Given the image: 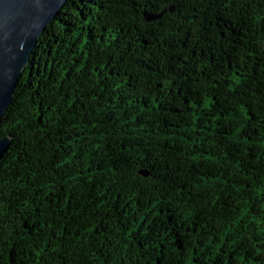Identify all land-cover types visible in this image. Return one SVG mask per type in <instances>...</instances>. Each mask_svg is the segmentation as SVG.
<instances>
[{"label": "trees", "instance_id": "16d2710c", "mask_svg": "<svg viewBox=\"0 0 264 264\" xmlns=\"http://www.w3.org/2000/svg\"><path fill=\"white\" fill-rule=\"evenodd\" d=\"M0 135V264H261L264 0H68Z\"/></svg>", "mask_w": 264, "mask_h": 264}, {"label": "water", "instance_id": "95a60500", "mask_svg": "<svg viewBox=\"0 0 264 264\" xmlns=\"http://www.w3.org/2000/svg\"><path fill=\"white\" fill-rule=\"evenodd\" d=\"M67 1L0 0V118L12 101L37 39ZM8 144L9 137L0 135V158Z\"/></svg>", "mask_w": 264, "mask_h": 264}]
</instances>
